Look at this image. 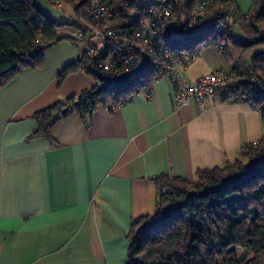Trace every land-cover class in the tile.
Segmentation results:
<instances>
[{
  "label": "crops",
  "instance_id": "obj_1",
  "mask_svg": "<svg viewBox=\"0 0 264 264\" xmlns=\"http://www.w3.org/2000/svg\"><path fill=\"white\" fill-rule=\"evenodd\" d=\"M229 1L242 13L252 5ZM84 49L62 40L44 50L42 68L0 88V264H126L131 223L155 209V177L193 182L199 170L242 159L241 148L264 136L261 113L248 104L218 91L203 110L193 101L175 108L172 85L161 78L147 94L98 106L87 124L75 111L59 119L51 141L31 139L36 112L95 86L81 70L58 83ZM214 53L204 48L182 78L239 65Z\"/></svg>",
  "mask_w": 264,
  "mask_h": 264
},
{
  "label": "trees",
  "instance_id": "obj_2",
  "mask_svg": "<svg viewBox=\"0 0 264 264\" xmlns=\"http://www.w3.org/2000/svg\"><path fill=\"white\" fill-rule=\"evenodd\" d=\"M50 1L68 4L73 10L83 2ZM128 1L112 0L117 7ZM195 1H170L177 18L175 26L188 22ZM210 1L201 18L209 26L202 33L222 15H230L229 39H233L232 27H237L245 38L238 44L245 56L251 57L249 64L244 61L231 70L237 78L218 91L228 88L232 97L258 110L264 124V0H252L249 11L239 14L234 13L237 6L229 0ZM70 27H75L74 18L69 24L59 23L33 0H0V88L26 69L42 68L44 50L69 39L63 33ZM79 70L95 81L106 79L83 57L60 71L58 83ZM139 74H123L116 77L113 89L94 86L36 112L32 119L38 128L30 138L51 141L50 128L68 114L77 112L87 124L98 106L110 110L129 101L138 93ZM250 75L256 78L253 85ZM241 154L242 159L224 168L197 171L193 182L167 174L155 177V209L131 223L126 264H264V136L243 146Z\"/></svg>",
  "mask_w": 264,
  "mask_h": 264
},
{
  "label": "built area",
  "instance_id": "obj_3",
  "mask_svg": "<svg viewBox=\"0 0 264 264\" xmlns=\"http://www.w3.org/2000/svg\"><path fill=\"white\" fill-rule=\"evenodd\" d=\"M170 1L130 0L117 7L112 0H83L81 4H75L73 10L75 27L68 28L64 35L84 44L81 58L87 59L106 78L102 82L94 80L95 86L113 89L116 77L140 72L138 93H149L161 78H167L172 85L175 108L193 101L203 110L206 101L216 96L218 88H225L237 78V74L215 70L195 82H188L182 78V73L196 61L204 48L213 47L220 55L228 53L227 25L233 18L222 15L210 25L212 33L209 38L197 46L179 49L174 46L170 34L201 35L209 26L203 24L201 18L211 1L196 0L190 19L182 26L174 25L177 18ZM234 13L239 14L240 10L235 7ZM169 39L173 42H168ZM248 79L251 85L255 84L253 75ZM223 93L227 99L232 97L228 88Z\"/></svg>",
  "mask_w": 264,
  "mask_h": 264
},
{
  "label": "rangeland",
  "instance_id": "obj_4",
  "mask_svg": "<svg viewBox=\"0 0 264 264\" xmlns=\"http://www.w3.org/2000/svg\"><path fill=\"white\" fill-rule=\"evenodd\" d=\"M33 1L35 5L39 9L43 10L48 17L56 20L59 23L69 24L72 22L74 18L73 9L68 4L61 2H52L50 0H33ZM211 33H212L211 30L208 29L197 37H191L189 34H182L180 32H175V33H171L170 37L174 41L173 43L174 46L176 48L181 49V48H190L199 45L207 38H209L211 36ZM232 33H233V39L232 40L229 39V43H230L229 56L226 55L225 57L224 55H218L214 53V59L216 61H221V62L223 61V63H225L227 60L230 64H233L235 61L238 60V64H241L244 61H246V63L249 64L251 58L250 55L245 56L243 51L241 52L240 46L238 44L245 42L244 36L240 32V30L235 26L232 27ZM198 66H199V60L196 61L191 67H189V71L191 72L193 69L197 68ZM239 66L240 65H237L236 67ZM254 81L256 82L255 77H254Z\"/></svg>",
  "mask_w": 264,
  "mask_h": 264
}]
</instances>
